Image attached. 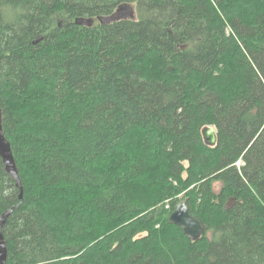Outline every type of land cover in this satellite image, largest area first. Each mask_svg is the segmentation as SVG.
Listing matches in <instances>:
<instances>
[{
    "label": "trees",
    "instance_id": "16d2710c",
    "mask_svg": "<svg viewBox=\"0 0 264 264\" xmlns=\"http://www.w3.org/2000/svg\"><path fill=\"white\" fill-rule=\"evenodd\" d=\"M0 109L7 264H264V0H0Z\"/></svg>",
    "mask_w": 264,
    "mask_h": 264
},
{
    "label": "water",
    "instance_id": "95a60500",
    "mask_svg": "<svg viewBox=\"0 0 264 264\" xmlns=\"http://www.w3.org/2000/svg\"><path fill=\"white\" fill-rule=\"evenodd\" d=\"M137 17L136 8L132 4H122L117 10L109 16H101L98 19L92 18H78L75 23L81 26L92 27L97 21L101 24H112L123 20H135ZM43 37H40L35 43L40 42ZM204 143L209 148H215L218 144V129L215 126H206L202 130ZM0 157L6 166L7 172L16 181V186L20 189V200L23 201V184L20 178L19 170L17 167L16 159L13 153L12 145L5 136L3 128L2 110L0 109ZM15 208L7 211L0 217V264H7L8 262V249L3 234V228L12 215ZM170 223L179 226L183 229L184 233L193 242H197L205 235V227L199 219L194 217L190 208L185 201L181 202L172 215L170 216Z\"/></svg>",
    "mask_w": 264,
    "mask_h": 264
},
{
    "label": "rangeland",
    "instance_id": "374dc122",
    "mask_svg": "<svg viewBox=\"0 0 264 264\" xmlns=\"http://www.w3.org/2000/svg\"><path fill=\"white\" fill-rule=\"evenodd\" d=\"M238 166H239V167L242 166V163L239 162V163H238ZM221 186H222L221 183H215V191L218 192V191L220 190ZM140 192H141V191H140ZM184 194H185V193L180 194V195L178 196V199L181 200V201H184V198H185V197H184ZM168 204H169V203H165V204H163V205H168Z\"/></svg>",
    "mask_w": 264,
    "mask_h": 264
}]
</instances>
